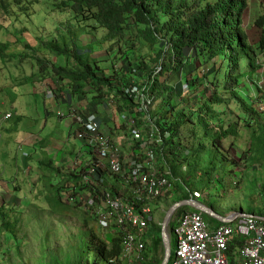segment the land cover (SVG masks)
Wrapping results in <instances>:
<instances>
[{
	"label": "trees",
	"instance_id": "1",
	"mask_svg": "<svg viewBox=\"0 0 264 264\" xmlns=\"http://www.w3.org/2000/svg\"><path fill=\"white\" fill-rule=\"evenodd\" d=\"M10 1L0 0V8L6 10L7 14L12 10ZM22 1L14 0L18 5L22 4ZM260 1L264 8V0ZM250 3L251 0H55L53 7L73 13L79 26L93 22L96 32L105 33L104 42L101 44H111L108 54L112 51L113 44L117 45L116 55L121 56L113 59L112 69L116 65L115 61L121 60L122 72L116 74L111 72L112 70H106L100 66V63L104 62L97 60L91 65L78 47L62 48L58 41L54 45H42L46 51H37V54H40L39 63L42 71L47 73V78L55 81L59 91L65 89L71 98L79 97L88 102L91 110L85 112V119L91 113L97 115L102 111H110V104L114 99L119 100L117 112L121 117L127 114L134 118L140 113V104L133 95L127 94V90L134 86L141 89L147 86L154 96V103H160L156 115H153L157 118V126L162 134L171 133L169 138L163 139L164 143L160 149H157L159 167L163 173H170L171 170L173 177L180 178L177 187L183 192L177 196L178 202L183 201L195 197L196 192H203L194 189L184 177H179L178 169L168 167L169 164L173 166L172 161L168 163L169 156L179 160L184 167L189 159L197 158L200 161L203 157L204 163H207L208 149L215 154H221L222 158L214 159L203 169H194L197 173L202 170L201 177L205 176L217 188L221 186V180L224 178V169L241 167V163H245L244 169L256 172L261 169L264 173V87L259 82V72L264 69V9L260 10L259 17L253 24L262 32L260 41L256 43L244 26L245 12ZM72 34L74 38L79 37L73 32ZM76 41L79 43V39ZM123 44L129 46L124 48ZM10 49V42L2 44L0 56L9 53ZM26 49L34 50L30 43L26 44ZM47 49L50 50L51 58H47ZM145 49H149L153 59L134 58L135 50L143 52ZM64 56L67 64L62 60ZM140 56L142 55L138 58ZM212 61V67L205 71L206 64ZM177 74H180L181 80L171 85L169 78ZM65 82L69 83L63 85L64 88L58 86V83ZM206 91H210V94ZM224 94H230L241 102V107L236 110L237 122L233 121L229 125L226 118L230 115L227 112L230 98L226 99ZM182 105H185V109L178 110L177 107ZM186 108L190 112H187ZM231 115L235 116V113ZM212 121L218 123H214L203 134L204 137L209 133L216 135L212 147L201 141L199 132H192L196 141L191 143L190 135H184L181 131V127L187 123L197 130L196 127ZM240 126L249 132L251 145L248 151L233 154L232 150L237 144L232 143V147L226 151L223 143L231 137H236ZM91 152V155H94L91 164L98 162V155L93 149ZM106 170L99 168L92 187L84 184L85 170L80 174L72 173L70 180L61 179L52 185L55 195L53 193L52 197L48 198L50 215L75 216L84 226L90 227L89 247L84 253L85 256H92L95 264H111L112 260L122 256L123 233L116 230V233L109 237L96 231L91 227L92 223L97 222L96 218H90V212L84 209L85 212L81 215L77 213L81 203L73 202L72 199L80 195L79 192H91V188L105 190L102 179L104 180ZM57 172L59 174V170ZM73 181L80 191L75 193L73 190V194L65 196L66 188ZM39 183L47 189V170H42ZM262 187L263 192H258L261 195L259 207L253 208L254 212H251L260 217H264V183ZM112 191L118 194L116 190ZM171 195H167V198ZM209 205L214 207L213 201ZM188 208L191 207H182L177 212L178 216L188 211ZM13 209L5 203L0 204L4 251L12 247L10 242L14 238L8 235L19 230V220L12 223L9 215L5 214V211L13 212ZM229 214L231 213L224 216ZM174 228L175 223H172V229ZM162 232V226H157L159 235L152 242V251L147 248L145 264H163L165 248ZM3 257L6 258L4 255ZM84 262L85 259L83 264Z\"/></svg>",
	"mask_w": 264,
	"mask_h": 264
},
{
	"label": "rangeland",
	"instance_id": "2",
	"mask_svg": "<svg viewBox=\"0 0 264 264\" xmlns=\"http://www.w3.org/2000/svg\"><path fill=\"white\" fill-rule=\"evenodd\" d=\"M40 1V3H37L36 0H23V3L18 5L14 0H11L12 10L9 14H7L6 10L0 8V46L8 42L11 44L9 53L0 56V117H3L4 114L13 108L17 109L18 114L13 120L2 126L7 130L5 131V135L11 136V147L13 149L12 152L8 153L6 150L0 148V186L9 185L12 187L9 193L15 196V201L19 199L18 202L23 203L19 207L15 206L13 212L10 210L5 211V214L9 215L8 217L12 223L17 220L20 222L18 232L14 231L8 235L14 239L10 242L12 247L6 251H4L5 245L1 234L3 229H1L2 225L0 223V264H83L84 259V264H95L94 258L89 255L85 256L84 253L88 251L89 247L90 227L84 226L79 218L75 216L62 217L50 215L51 208L48 198L52 197L53 193L55 195L52 185L57 184L61 179L62 181H68L72 178L71 172L68 171L69 169H65L66 173L54 174V171L62 167L60 162H56L57 157H61L62 154L52 155L50 152L40 154L43 157L42 159L45 160L44 165L40 167L41 170L39 172L32 170L31 174H29L30 170L28 169L34 162L29 158L30 155L27 154L26 148H20L16 143L19 139L23 140L22 135H20V126L22 125L20 120H24L21 117L25 115V113H21V110L17 106L24 104L27 107L28 104L29 109L26 114L38 121L37 132L35 133L42 135L45 139L50 136L49 139L53 141V143H47V146L57 147L60 145L62 148H57V150L65 153V157L69 161L75 163L79 160L80 164L86 163L89 158L91 159V150L88 147H84L82 142L75 137L76 129L73 134V130H71L72 123L70 121L72 119L61 120L57 113V102L52 98H47V85L44 86V82L48 81L47 73L45 74L42 71V66L39 63L40 54H37V51L45 52L43 44L54 45L58 41L62 48L74 49L78 47L89 64L93 65L94 60L104 62L100 63V66L106 70H112L111 72L116 74L122 72L123 63L121 60L115 61L116 65L112 69L113 59L121 56L116 55L117 45L113 44V49L108 54V50L112 46L106 42L104 45L101 44V42H104L105 33L102 31L96 32L93 22L83 23V26H79L73 13L69 11L64 12L53 7L55 0ZM58 1L62 2L66 0ZM263 9L260 0H251L244 16V26L249 30L251 39L256 43L260 41L262 32L257 28L258 26H253V24L254 20L259 17L260 10ZM72 32L79 37H72ZM78 39L79 43L76 41ZM27 43H30L34 50L26 49ZM122 46L125 48L129 45L123 44ZM134 52L136 53H134V58L139 60L143 57L154 58L149 49H145L143 52L139 50H135ZM139 55L142 56L138 58ZM50 56V50L47 49V58H51ZM62 60L67 64L65 56L62 57ZM213 63L214 61L207 63L205 71L212 67ZM259 73L260 85L264 87V69ZM169 79L170 84L175 85L181 80V76L180 74L172 75ZM203 90H206V88H203ZM210 90L212 91L211 87ZM207 93L210 94V91ZM50 97L56 98L57 91L56 93L53 91ZM223 97L226 99L230 98L229 108L227 109L230 115L226 118L227 125L233 121L237 122L238 115L236 110L241 107V102L230 94H224ZM159 104L153 103L151 108L146 111L141 110L142 113L140 112L134 118H130L127 114H125L126 117H121L117 112V108L120 106L119 100L114 99V102L110 104L111 109L108 113L112 114L115 120H121V125L124 124V130L121 129L120 134L124 135L127 141L129 140V145L133 143V147L136 148L137 143L134 142L128 123L135 120L139 128L143 129L145 134H149L152 131L153 125L158 124L157 118L154 116L156 115V109L159 108ZM47 108L49 111V126L47 125ZM177 109H185V105L178 106ZM186 109L187 112H190L188 108ZM67 113L68 111H66ZM78 113L81 114L79 111ZM232 113H235V116L231 115ZM152 116L154 119H152ZM214 123L218 122H209L207 125L196 127L197 130L193 125L187 123L181 127V131L185 133L184 135H190L191 143L196 141L192 136V132H199L201 141H205V144L212 147L216 135L209 133L204 137L203 134ZM239 129L238 134L235 135L236 137H231L223 143L226 151L232 147V143L237 144L235 149L232 150L233 154L248 151L251 145L249 132L241 126ZM16 133L19 135H16ZM118 145L125 151L124 140L118 142ZM132 151L133 149L131 148L130 152ZM159 155L161 154L159 153ZM127 156L130 157V154ZM206 156L207 163H204L203 157H201L200 161L197 158L189 159L186 163L187 165L184 167L181 166L182 163L179 160L169 156L167 157L168 163L172 161L173 166L169 164L168 167L178 169L179 177H184L194 189L197 188L203 192L204 198L201 199L202 202L209 204L213 201L217 214L224 216L229 212L245 214L254 212V209L259 207L258 202L261 200V195L258 192H263V171L261 169L258 172L244 169L245 163H241V167H237L238 169H224V178L221 180V186L217 188L205 176H203L204 178L201 177L202 170L199 173L194 172V169H203L205 165L211 163L214 159L222 158L221 154L210 152V149H208ZM232 156L234 157V155ZM198 161L199 163L195 164ZM158 162L160 163L159 157ZM54 163L56 168L50 167ZM216 165L218 168V163ZM42 170L52 172L47 174V189L43 185L39 187L36 185V183L38 184ZM35 172L38 174H35ZM107 179L111 187L123 190V192L125 191L124 184L118 181L112 172L107 175ZM118 179L121 180L120 178ZM172 179L180 182V178L172 177ZM72 185L74 187L77 186L74 181L71 182L64 192L65 196L73 194ZM3 191L5 190L3 189ZM182 192L177 187L174 195L158 201V205L160 206L155 208L156 224L154 222L150 224L148 234L146 235L147 246L150 251H152L153 240L159 235V232L157 233V226L162 225L163 227L170 208L174 203L178 202L177 195ZM76 198L82 200L83 197L78 196ZM86 199H89L88 196ZM79 207L77 208V213L81 215L85 211H83L81 206ZM188 209L193 210L191 208ZM88 215L95 220L92 213H88ZM177 216L178 213L176 212L168 228L174 252L176 250V242L173 237L172 223L176 225ZM205 219L210 227L216 228L220 225V221L212 216L206 214ZM91 227L109 237H112L116 233V230L108 233L101 230L96 221L91 224Z\"/></svg>",
	"mask_w": 264,
	"mask_h": 264
},
{
	"label": "built area",
	"instance_id": "3",
	"mask_svg": "<svg viewBox=\"0 0 264 264\" xmlns=\"http://www.w3.org/2000/svg\"><path fill=\"white\" fill-rule=\"evenodd\" d=\"M135 97L139 110H148L153 97L147 87L134 86L127 94ZM64 117V114H62ZM78 127V139L98 155V162L89 164L84 183L93 186L99 168L121 176L130 190V197L114 194L109 189L91 188L88 200H79L94 215L102 230L123 233V252L111 264H145L150 224L155 222V202L176 189L175 180L160 170L157 150L171 133L153 125L145 134L136 121L128 123L135 142L141 145V156L130 169L125 168L124 154L114 141L101 131L96 115L85 119L76 110L70 113ZM126 117V116H125ZM7 115L6 119H11ZM102 183L107 184L102 179ZM201 197V193H196ZM176 250L170 264H264V222L256 217H242L235 222L210 227L201 212H183L175 228ZM238 247L239 255L234 256Z\"/></svg>",
	"mask_w": 264,
	"mask_h": 264
},
{
	"label": "crops",
	"instance_id": "4",
	"mask_svg": "<svg viewBox=\"0 0 264 264\" xmlns=\"http://www.w3.org/2000/svg\"><path fill=\"white\" fill-rule=\"evenodd\" d=\"M48 79V78H47ZM54 80L53 79H48V81L44 82V86L47 85L46 89H47V98H50L48 96V91L49 90H53L57 91V97L56 98H52L54 101L57 102L58 104V111L57 113L59 114V112H63V113H66V111H70V109L72 108H76L79 110V112H81L82 116H85V112L90 109L91 110V107L90 105L88 104V102H85L83 101L82 99H80L79 97H74V98H71V96L69 95L68 91L67 90H63V91H59L58 90V87L56 86V84H54ZM69 82H65L64 84H60L58 83V86H60V88H64L63 85H68ZM52 89H50V88ZM67 87V86H66ZM48 105V103H47ZM17 107H19V109L21 110V113H25V117H21V118H24V120H20L21 122V133L20 135H22V138L23 140L19 139V141H17V145H19L20 148H26L25 150H27V154H29V158L34 162V164L32 166L29 167L28 170L29 171V174H31V171L33 170H36L37 172H39L40 167L44 165V159H42L43 157L40 156V154H47L48 152H50L52 155H57V154H62L61 157H57V160L56 162H60V164L62 165L61 168H58L59 169V173H63L65 171V169H69L68 171L72 173H80L84 170H86V168H88V165L90 163H92V160H93V156L94 155H91V159L89 158L88 159V162L86 163H82L80 164V161L77 160L75 163H72V161H69L65 156L66 154L65 153H61L57 150V148H62L60 147V145H58L57 147H53V146H47V143H53V141L51 139H49L50 136H48L46 139L42 136V135H38L36 134L35 132L36 129H37V125H38V121L32 119L31 117H29L26 112L28 111V104H27V107L26 105L22 104V105H18ZM110 111H107V112H100V114L98 113L97 116L99 117L100 119V126H101V131L112 137L114 142L116 144H118V142H120L121 140H124V143H125V151L124 149L123 152H124V155H125V158H124V162H125V168L126 169H130L132 164L134 163V161H138L140 159V156L142 155L141 154V151L138 149H136L135 147H133V143L131 145H129V140L127 141L126 140V137L124 135H121L120 134V130L123 129V125H121V120L118 119V120H115V118L113 117L112 114L108 113ZM8 113H12L13 114V119L15 118V116H17V109L13 108L12 110L8 111L6 114ZM0 117V148L6 150L8 153L12 152V147H11V136L9 135H5V131H7L5 128H3L2 126L5 124V123H8L9 121H6L4 120V117ZM94 113H91V115H93ZM68 116V115H67ZM47 125L49 126V111H48V108H47ZM110 118V119H109ZM12 119V120H13ZM68 119V118H67ZM11 121V120H10ZM71 123H72V128L71 130H73V134L75 133V129L78 131V127L76 126L75 122L73 120H70ZM47 131V130H45ZM18 132V131H17ZM44 132V131H43ZM42 132V133H43ZM77 133V132H76ZM16 135H19L18 133H16ZM14 137V136H13ZM75 137L77 138V135H75ZM44 144V145H43ZM84 147H88L89 150H91V148L89 146H86L84 143H82ZM133 149L132 152H130V149ZM92 153V152H91ZM130 154V157H128L127 155ZM43 156V155H42ZM98 158V157H97ZM50 167L52 168H56V165L55 163L53 165H50ZM54 171V170H53ZM37 172H35V174H38ZM56 173H58L57 171H54ZM49 173H52V172H47V174ZM64 173V174H65ZM109 174V172L106 170L105 173H104V177L107 179V175ZM121 180H119L117 178L118 181H120L122 184H124V179L123 178H120ZM108 180V179H107ZM36 185H38V187L40 186V183L38 181V184L36 183ZM0 204H6L7 206H10L12 208H14L15 206L19 207L21 206L23 203H19V199H17L15 201V196H12V194L9 193V191H11L12 187H10L9 185L6 186V185H3V186H0ZM73 189L75 188L74 186L72 187ZM106 188L112 190H116L118 192V194H120L121 196H125V197H130L131 195V192L129 189H127L125 187V184H124V192L123 190H118L114 187H111L109 181H108V184L106 185ZM3 189L5 191H3ZM159 203H157V207L159 206L158 205ZM171 236V235H170ZM173 237L175 238V234H174V231H173ZM175 242H176V238H175ZM234 256H238L239 255V249L238 247H235L234 248Z\"/></svg>",
	"mask_w": 264,
	"mask_h": 264
},
{
	"label": "water",
	"instance_id": "5",
	"mask_svg": "<svg viewBox=\"0 0 264 264\" xmlns=\"http://www.w3.org/2000/svg\"><path fill=\"white\" fill-rule=\"evenodd\" d=\"M182 207H191L194 208L198 211L203 212L204 214H207L209 216L215 217L216 219H218L222 224H228V223H232V221H234L235 218L232 217H224L222 215L217 214V212L215 211V209L207 204H205L204 202L191 198V199H186L183 201H179L176 202L169 210L168 216L164 222L163 225V234H162V238H163V242H164V248H165V258L163 261V264H169L171 261V257H172V242H171V236L169 234V226L171 223V220L173 218V216L176 214V212L181 209ZM238 216H254L257 217L261 220L264 221V217H260V216H256L253 214H245V213H239Z\"/></svg>",
	"mask_w": 264,
	"mask_h": 264
},
{
	"label": "clouds",
	"instance_id": "6",
	"mask_svg": "<svg viewBox=\"0 0 264 264\" xmlns=\"http://www.w3.org/2000/svg\"><path fill=\"white\" fill-rule=\"evenodd\" d=\"M147 87V86H146ZM148 88V87H147ZM55 92V91H54ZM53 93V90H52V92H49L48 93V96H50L51 94ZM152 97H153V95H152ZM153 104V103H152ZM152 106V105H151ZM151 108V107H150ZM72 110H76L77 112L79 111L78 109H76V108H72V109H70V111L66 114V113H63V112H59V114H58V116H59V118L61 119V120H65V119H67V118H70V119H72L71 118V116H70V113L72 112ZM140 111V110H139ZM141 113H142V111H140ZM12 115V118L11 119H6V117H7V115ZM62 114H64V117L62 116ZM80 114V113H79ZM68 115V116H67ZM81 116H82V114H80ZM94 115V114H93ZM89 116H92V115H89ZM84 117V116H83ZM85 118V117H84ZM13 119V114L12 113H8V114H6L5 115V117H4V120H6V121H10V120H12ZM74 122H75V120L74 119H72ZM75 124H76V122H75ZM76 126H77V124H76ZM76 135H77V138H78V131H77V133H76ZM110 137V136H109ZM111 139H113L112 137H110ZM135 142V141H134ZM83 143V142H82ZM137 143V145L139 144L138 142H136ZM163 143H164V141H162V143H159V145H158V147L156 148V150L158 149V148H160L162 145H163ZM138 149L141 151V145H139V147H138ZM142 153V152H141ZM124 154V153H123ZM157 157H158V153H157ZM124 158H125V155H124ZM97 160H98V158H97ZM91 164V163H90ZM89 166V165H88ZM88 169V168H87ZM87 169L85 170V173H83V174H85L86 175V172H87ZM170 170V169H169ZM107 171L110 173V171L107 169ZM83 172V171H82ZM76 174H80V173H76ZM170 174L171 175H169V176H172V171L170 170ZM85 175H84V177H85ZM114 176H116V175H114ZM116 177H118V178H122L121 176H116ZM104 180L107 182V184H108V180L104 177ZM176 183H179V182H177V181H175V184ZM85 184V183H84ZM107 184H104V188L105 189H108V188H106V185ZM72 187H73V185H72ZM73 190H75V193L76 192H78V191H80V189H79V187H75ZM72 190V191H73ZM110 190V189H109ZM112 190H114V189H112ZM177 190V187H176V189H175V191ZM174 191V192H175ZM174 192H171L170 194H172V195H174ZM80 193V195H78L79 197H83L82 199L83 200H85L86 199V197L87 196H89V194H88V192H79ZM196 193H201V192H196ZM196 193H195V197H192V198H194V199H197V200H200L201 201V199H203L204 198V194H202L201 193V197H198V196H196ZM170 194H168V195H170ZM68 196H70V195H68ZM77 196V197H78ZM164 198H167V196L166 197H163L162 199H164ZM169 198V197H168ZM162 199H160V200H162ZM191 199V198H190ZM73 200V202H80L79 201V199L78 198H73L72 199ZM159 201V200H158ZM158 201L157 202H155V206H154V216H155V213H156V210H155V208L157 207V203H158ZM81 203V207L84 209V210H87L85 207H84V204L82 203V202H80ZM205 203V202H204ZM175 204V203H174ZM205 204H207V203H205ZM207 205H209V204H207ZM160 206V205H159ZM209 206H211V205H209ZM212 207V206H211ZM214 208V207H213ZM180 210V209H179ZM178 210V211H179ZM88 211V210H87ZM177 211V212H178ZM188 211H198V210H188ZM186 212V211H185ZM198 212H201V211H198ZM202 214H203V212H201ZM240 212H233V213H231V215H228V216H224V217H232V218H235L234 219V221H232V223L233 222H235L238 218H242V217H250V216H238V214H239ZM182 214V213H181ZM180 214V215H181ZM179 215V216H180ZM204 215V214H203ZM253 215H255V214H253ZM179 216H177L176 217V225H175V228H176V226H177V220H178V217ZM223 216V215H222ZM256 216H258V215H256ZM205 217V216H204ZM251 217H254V216H251ZM215 218V217H214ZM257 218V217H256ZM259 219V218H258ZM261 220V219H260ZM262 222H264L263 220H261ZM155 224H156V219H155V222H154ZM98 224V223H97ZM229 224V223H228ZM220 225H223L221 222H220ZM162 226V225H161ZM163 228V227H162ZM175 228H174V234H175ZM101 229V228H100ZM102 230V229H101ZM115 230V229H114ZM103 231H106V230H103ZM107 232H109V231H107ZM162 234H163V232H162ZM176 238V237H175ZM164 243V242H163ZM147 248H148V246H147ZM174 251H172V257H171V260H172V258L174 257ZM171 262V261H170ZM170 264V263H169Z\"/></svg>",
	"mask_w": 264,
	"mask_h": 264
},
{
	"label": "bare ground",
	"instance_id": "7",
	"mask_svg": "<svg viewBox=\"0 0 264 264\" xmlns=\"http://www.w3.org/2000/svg\"><path fill=\"white\" fill-rule=\"evenodd\" d=\"M49 92H52V90H49L48 91V93ZM50 97V96H49ZM50 98H53V97H50ZM153 103H154V96H153ZM95 115V114H94ZM97 116V115H96ZM97 118H98V116H97ZM98 122H99V118H98ZM100 124V123H99ZM100 128H101V126H100ZM113 140V139H112ZM114 141V140H113ZM115 143V142H114ZM116 144V143H115ZM117 146H119L118 144H116ZM120 147V146H119ZM121 148V147H120ZM122 150V149H121ZM122 152H123V150H122ZM124 153V152H123ZM161 170V169H160ZM162 171V170H161ZM171 178L173 177V176H170Z\"/></svg>",
	"mask_w": 264,
	"mask_h": 264
}]
</instances>
